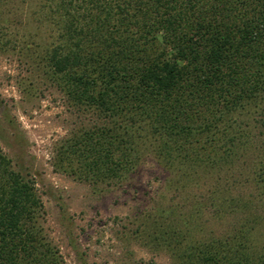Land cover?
Masks as SVG:
<instances>
[{
    "label": "trees",
    "instance_id": "16d2710c",
    "mask_svg": "<svg viewBox=\"0 0 264 264\" xmlns=\"http://www.w3.org/2000/svg\"><path fill=\"white\" fill-rule=\"evenodd\" d=\"M37 20L51 27L47 73L98 117L57 153L74 179L124 181L148 147L168 164L212 169L255 146L240 113L264 101V0H44ZM256 180L264 191V159ZM44 216L35 182L0 148V264H64ZM162 226L156 238H171L177 264H264L244 235L191 241Z\"/></svg>",
    "mask_w": 264,
    "mask_h": 264
},
{
    "label": "rangeland",
    "instance_id": "374dc122",
    "mask_svg": "<svg viewBox=\"0 0 264 264\" xmlns=\"http://www.w3.org/2000/svg\"><path fill=\"white\" fill-rule=\"evenodd\" d=\"M42 2L2 1L0 148L35 182L45 208L44 234L64 264H177L171 238H156L161 224L188 232L191 241L244 235L263 251L264 191L256 173L264 159V101H247L240 113L255 146L224 167L168 164L148 147L124 181H78L57 169V153L98 117L74 106L40 60L53 40L51 27L37 20Z\"/></svg>",
    "mask_w": 264,
    "mask_h": 264
}]
</instances>
